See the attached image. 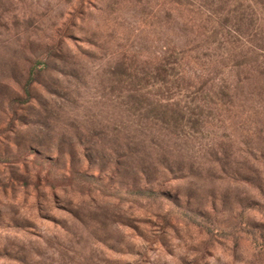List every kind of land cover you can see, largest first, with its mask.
Returning <instances> with one entry per match:
<instances>
[{
    "label": "rangeland",
    "instance_id": "obj_1",
    "mask_svg": "<svg viewBox=\"0 0 264 264\" xmlns=\"http://www.w3.org/2000/svg\"><path fill=\"white\" fill-rule=\"evenodd\" d=\"M0 264H264V0H0Z\"/></svg>",
    "mask_w": 264,
    "mask_h": 264
}]
</instances>
